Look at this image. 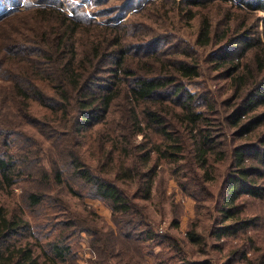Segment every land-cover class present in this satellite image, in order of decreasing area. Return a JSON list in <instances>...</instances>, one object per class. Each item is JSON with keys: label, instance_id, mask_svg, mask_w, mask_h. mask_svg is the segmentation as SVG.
I'll return each instance as SVG.
<instances>
[{"label": "trees", "instance_id": "1", "mask_svg": "<svg viewBox=\"0 0 264 264\" xmlns=\"http://www.w3.org/2000/svg\"><path fill=\"white\" fill-rule=\"evenodd\" d=\"M138 1L0 0V264H78L80 236L98 263L177 264L181 241L147 204L165 163L211 218L189 240L211 241L216 264H264V30H233L231 12L264 0H220V16L215 0H156L128 16ZM204 60L230 79L226 98L196 84ZM53 183L103 200L112 223L92 226Z\"/></svg>", "mask_w": 264, "mask_h": 264}, {"label": "rangeland", "instance_id": "2", "mask_svg": "<svg viewBox=\"0 0 264 264\" xmlns=\"http://www.w3.org/2000/svg\"><path fill=\"white\" fill-rule=\"evenodd\" d=\"M153 1L156 0H139L137 4H141V6L134 7L131 11L129 10L128 16H130L132 11L134 12L141 7L148 6L150 5V2ZM235 1L238 2V0ZM156 2L160 3V0H157ZM220 2L222 1L215 0L213 3H211V5L214 7L213 13L217 14L218 16H220V12L217 11V6L218 4H221ZM231 12H233L234 15V23L232 25L234 28L233 30H238L242 27L243 30L251 28L253 32H261V34H263L264 13L259 12L257 14H248L247 12L239 9H232ZM199 25L200 16L192 21V23L188 25L189 27L185 26L181 30V26H179L178 30L183 36H188V38L193 40L194 36L190 35L195 34L198 31ZM171 47L172 45L167 43L165 44V47L162 48L170 49ZM236 52H238V50H235L232 53L234 54ZM203 64L207 67L206 70H204L205 74H203V76L197 80L196 84L200 85L198 81L201 80V82H203L201 85H204L205 80H207L205 84H207L208 88H210V90H212L215 94H218L220 100L230 95L232 92L229 89V84H231V81L230 79L224 77V71H217L214 69L209 60H204ZM172 168L173 165L165 163L160 170L161 172L159 179H157V186H155L153 190V197L149 202H147V204L150 206L151 216L159 225L158 227H160L159 229L161 231L171 232L180 239L181 251L175 257V262L177 264H187L189 260L208 261L209 264H216L217 257H221L222 255L221 252L213 250L211 241H208V239L204 237L201 242L193 243L186 235L188 229L191 227L202 233L204 236L208 234L211 224V218L209 216L208 210L204 206L197 207L195 199L182 192L177 181L175 180V177L173 176ZM24 186H26L28 190L33 189V187H31L29 184H24L23 186L18 185L13 197L8 199V201L19 203L23 202L22 195H24ZM52 186L53 191H50L51 194L60 196L61 199L65 200V202H67L69 206L72 207L73 211L79 213L80 215L88 216L90 219V216H92V226H100L101 223H106L107 225L112 223L110 210H106V206L108 205L104 203L103 200L87 195L82 197L79 195L70 194L67 186L64 184L53 183ZM175 219L180 220L179 226L171 227ZM81 243V236L75 239V251H79V248L80 250L82 249ZM159 250L160 248L156 247V253H159ZM84 258V263L78 262V264H122V262L118 263L115 258H111L109 261L104 263H98V255L96 252L95 254H91L90 257L85 254ZM158 262H160L158 259L152 258L151 260V264H158ZM63 264L75 263L65 261Z\"/></svg>", "mask_w": 264, "mask_h": 264}, {"label": "built area", "instance_id": "3", "mask_svg": "<svg viewBox=\"0 0 264 264\" xmlns=\"http://www.w3.org/2000/svg\"><path fill=\"white\" fill-rule=\"evenodd\" d=\"M22 6V5H21ZM9 10V9H8ZM8 10H4L0 13V15L4 14L5 12H7ZM84 236V235H83ZM82 249L80 250V259L79 262L84 263L85 258L84 255H88L90 257L91 254H95L93 248L91 247V244L89 243L88 240L84 241L82 240Z\"/></svg>", "mask_w": 264, "mask_h": 264}, {"label": "crops", "instance_id": "4", "mask_svg": "<svg viewBox=\"0 0 264 264\" xmlns=\"http://www.w3.org/2000/svg\"><path fill=\"white\" fill-rule=\"evenodd\" d=\"M106 207H107V209H106V210H107V211H109V210H110V208H109L108 206H106ZM110 215H111V210H110Z\"/></svg>", "mask_w": 264, "mask_h": 264}]
</instances>
